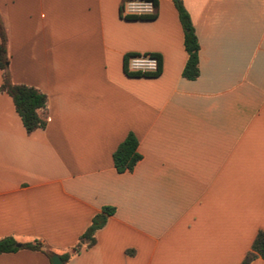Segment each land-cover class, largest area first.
<instances>
[{"label":"crops","instance_id":"0c3cea01","mask_svg":"<svg viewBox=\"0 0 264 264\" xmlns=\"http://www.w3.org/2000/svg\"><path fill=\"white\" fill-rule=\"evenodd\" d=\"M122 1L0 0L11 82L46 97L45 127L27 134L0 92V239L71 254L108 207L63 264H241L264 233V0H180L192 81L173 0L147 21L121 18ZM129 54L158 55L160 75L126 76ZM128 134L140 159L118 173ZM0 264L51 261L21 249Z\"/></svg>","mask_w":264,"mask_h":264},{"label":"trees","instance_id":"16d2710c","mask_svg":"<svg viewBox=\"0 0 264 264\" xmlns=\"http://www.w3.org/2000/svg\"><path fill=\"white\" fill-rule=\"evenodd\" d=\"M124 1V0H123ZM154 6V13L148 15H123L122 4L120 6V16L127 21H147L155 18L156 1L150 0ZM174 7L177 11L178 19L183 30V46L187 54V61L182 70V78L185 80H195L198 77V52L199 44L195 35L194 28L191 23L189 14L183 7L180 0H173ZM157 61L155 71L141 72L130 71L128 69V61L132 57L139 56L138 54H129L124 58L123 71L128 77L133 78H156L161 73V60L158 55L149 54ZM8 56L6 48V35L3 26L0 23V73L1 84L0 92L6 94L12 101L14 110L18 115L21 124L27 134L32 133L37 129H42L46 124V97L38 90L25 85H15L11 82L10 75L7 69ZM140 156L137 153V139L133 134H128L125 139L117 146L112 154V162L115 170L118 173L131 171L135 164L139 161ZM114 210L105 207L101 213L95 215L90 225L80 238V242L72 249L71 254H77L84 243L87 247L94 244V234L102 228L106 222L107 216L112 215ZM17 243L14 239L7 237L0 239V254L15 253L18 250H29L43 253L49 260L52 254L45 251L41 246L34 243L21 244L16 247ZM71 254H63L60 259L66 262ZM261 258L264 261V233L259 232L251 246L250 251L246 254L241 264H249L255 258Z\"/></svg>","mask_w":264,"mask_h":264},{"label":"built area","instance_id":"2783aa9c","mask_svg":"<svg viewBox=\"0 0 264 264\" xmlns=\"http://www.w3.org/2000/svg\"><path fill=\"white\" fill-rule=\"evenodd\" d=\"M123 15H148L154 13V6L150 0H124L122 1ZM157 61L149 54L132 57L128 61L130 71L152 72L155 71Z\"/></svg>","mask_w":264,"mask_h":264},{"label":"water","instance_id":"95a60500","mask_svg":"<svg viewBox=\"0 0 264 264\" xmlns=\"http://www.w3.org/2000/svg\"><path fill=\"white\" fill-rule=\"evenodd\" d=\"M20 245L17 244L16 247H19ZM51 264H63L60 257L56 254H53L50 258Z\"/></svg>","mask_w":264,"mask_h":264}]
</instances>
